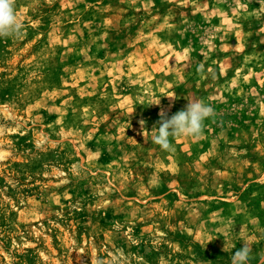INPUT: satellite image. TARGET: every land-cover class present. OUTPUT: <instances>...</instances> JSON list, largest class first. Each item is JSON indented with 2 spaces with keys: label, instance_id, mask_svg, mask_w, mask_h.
Returning a JSON list of instances; mask_svg holds the SVG:
<instances>
[{
  "label": "rangeland",
  "instance_id": "obj_1",
  "mask_svg": "<svg viewBox=\"0 0 264 264\" xmlns=\"http://www.w3.org/2000/svg\"><path fill=\"white\" fill-rule=\"evenodd\" d=\"M16 8L22 35L0 39V264H231L244 241L264 264V0ZM189 99L213 117L161 150V111Z\"/></svg>",
  "mask_w": 264,
  "mask_h": 264
},
{
  "label": "clouds",
  "instance_id": "obj_2",
  "mask_svg": "<svg viewBox=\"0 0 264 264\" xmlns=\"http://www.w3.org/2000/svg\"><path fill=\"white\" fill-rule=\"evenodd\" d=\"M22 29L23 23L17 12L16 0H0V39L19 38L22 35ZM209 74L215 75L214 72ZM213 115L214 109L211 105L203 100L189 99L184 109L170 117L166 112L161 111L159 126L153 127L154 131L150 140L161 150L171 151L172 139L179 136L199 137L204 131L205 120ZM140 123L143 128L145 122ZM250 259L251 246L248 241H244L243 246L232 254L231 264H248Z\"/></svg>",
  "mask_w": 264,
  "mask_h": 264
}]
</instances>
